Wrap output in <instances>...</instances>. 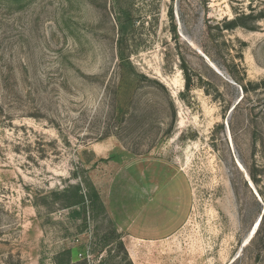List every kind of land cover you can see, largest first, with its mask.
Masks as SVG:
<instances>
[{
    "label": "rangeland",
    "instance_id": "rangeland-1",
    "mask_svg": "<svg viewBox=\"0 0 264 264\" xmlns=\"http://www.w3.org/2000/svg\"><path fill=\"white\" fill-rule=\"evenodd\" d=\"M126 169L137 264H264V0H0V264H123Z\"/></svg>",
    "mask_w": 264,
    "mask_h": 264
},
{
    "label": "crops",
    "instance_id": "crops-1",
    "mask_svg": "<svg viewBox=\"0 0 264 264\" xmlns=\"http://www.w3.org/2000/svg\"><path fill=\"white\" fill-rule=\"evenodd\" d=\"M126 170V173H118L116 193L113 192V188L107 191V188L101 187L98 182L94 181L93 183L99 192L106 212L114 224V229L121 237L129 260L132 264H137V240L142 242L146 240L137 237V234L132 232L131 226L134 221V216H138L142 212L146 203L151 204L153 197L159 195L157 206L160 203L159 200H165L166 196L164 197L163 195H166L165 192L171 191L170 186L172 183L159 182L158 184L152 181L143 183L141 178H139L138 182L137 170H131V172L128 169ZM172 199L175 202V198L173 197ZM167 200H170V198H167ZM176 212L177 206L173 214L176 215ZM166 236L162 237V239Z\"/></svg>",
    "mask_w": 264,
    "mask_h": 264
},
{
    "label": "trees",
    "instance_id": "trees-1",
    "mask_svg": "<svg viewBox=\"0 0 264 264\" xmlns=\"http://www.w3.org/2000/svg\"><path fill=\"white\" fill-rule=\"evenodd\" d=\"M117 18H116V23L117 26L120 28L121 31V37L122 39H120V41L126 42L128 40L129 36L133 35V32L135 31V27H134V21L132 19L131 14L127 15V17L125 16V14L122 11H119V13L116 14ZM240 18L231 20V21H227V25H234L235 27H239V24H236V22L239 20ZM243 93L247 92V87L246 85H240ZM87 188L90 192V195L87 196L86 193L82 192V190L80 188H77L76 191L77 193H75V196L72 197L73 199V204L74 205H85L87 204L88 201L90 202H94L96 204L99 205V208L101 210V212H105V208L104 205L101 202L100 196L98 194V192L96 191V189L94 188V186L89 183L88 181H85ZM94 201H91V200ZM262 222V221H261ZM112 236L107 240V244H109L112 240L116 239L118 240V247L121 251H123L124 254V259L122 260L123 264H132V262L129 260L128 254L125 250V247L121 241V237L119 234H117L116 230L114 229V231H112ZM83 261H86L85 259ZM54 264H73L72 263V252L70 249L64 250L60 253H58L54 259Z\"/></svg>",
    "mask_w": 264,
    "mask_h": 264
},
{
    "label": "water",
    "instance_id": "water-1",
    "mask_svg": "<svg viewBox=\"0 0 264 264\" xmlns=\"http://www.w3.org/2000/svg\"><path fill=\"white\" fill-rule=\"evenodd\" d=\"M254 232H252V234H253Z\"/></svg>",
    "mask_w": 264,
    "mask_h": 264
}]
</instances>
